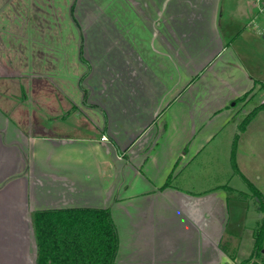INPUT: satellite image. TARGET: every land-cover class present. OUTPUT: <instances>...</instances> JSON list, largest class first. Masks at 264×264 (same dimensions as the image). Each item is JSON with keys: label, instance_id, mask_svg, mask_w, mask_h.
Masks as SVG:
<instances>
[{"label": "crops", "instance_id": "0c3cea01", "mask_svg": "<svg viewBox=\"0 0 264 264\" xmlns=\"http://www.w3.org/2000/svg\"><path fill=\"white\" fill-rule=\"evenodd\" d=\"M75 1L0 6V264H36L34 215L64 210L108 212L114 264H241L231 222L263 214L205 185L223 144L235 168L244 137L264 145V110L239 130L264 105L244 29L222 34V0Z\"/></svg>", "mask_w": 264, "mask_h": 264}, {"label": "rangeland", "instance_id": "374dc122", "mask_svg": "<svg viewBox=\"0 0 264 264\" xmlns=\"http://www.w3.org/2000/svg\"><path fill=\"white\" fill-rule=\"evenodd\" d=\"M6 1H13L14 7L15 6L20 7L22 4L23 7L25 6V9L32 8L35 6L40 7L42 5L47 8L46 11H48V8L51 9L49 10L50 11L49 15L53 14L52 6L59 5L62 8L63 2H67V0H0V6L4 5V2ZM53 1H55L56 4H54ZM57 1H59V3ZM76 3L77 5L82 4L84 6L86 0H76L75 2H73L72 6L75 7ZM53 17H55L54 14ZM39 18H42V15L39 16ZM14 19L17 18L13 16V20ZM230 21H234L235 23L239 24L240 31L243 29L245 31V32L244 31L234 32L233 30L235 35L246 34V38H247L246 39L247 41L245 43H244L245 40L244 37L239 38L237 42H235L233 45L234 49H236L237 52H239L238 55L240 56V58L243 59V64L246 67L248 73H250L254 78L259 79L261 82L264 83V39H263L264 17L259 15L255 10V7L252 6V0H222L221 20H220V30L222 34L224 33L225 25ZM52 22L54 23V20ZM46 23L48 25L50 24L48 23L47 19H46ZM55 23H57L56 19H55ZM202 77L203 76L200 75V87L203 84ZM197 84L198 83H196V85ZM261 100H263L264 102V90L262 94L257 95L252 101L256 102L257 103L256 105H259ZM231 105L232 103L227 108L228 111L226 113H220V114L218 113L215 116L214 115L210 116L212 123L209 125V127L203 129V134L213 131L217 127L218 123L224 122L225 119L228 120L231 117L232 115L231 113L232 111H230ZM233 112L234 114H236L235 113L236 110ZM246 127L244 128V130L246 129ZM225 151H226L225 144H223L222 148H219L218 151L215 153V156H216V161H218L219 163L221 162L224 164L227 162V167L221 168L220 170L221 172L219 171L220 172L219 175L212 176L211 182L206 184L205 188H214L217 186H224V187L230 186L231 188H236L242 192L247 193L246 187L248 188V186L245 185V183L242 181V179L239 176L236 177L233 176L232 180H230L233 171L236 173H238L239 171L248 180L249 183H251L253 186H255L261 192L264 193V145L258 140L244 137L242 139V142L238 143V148H237L236 168L238 170H236V168L234 167L235 159L233 157H231L232 158L231 163H230V159L225 158L226 156ZM250 194L252 193L250 192ZM246 206L247 203L244 204V208ZM254 208L255 207H253V216L251 217L249 216L250 218L247 217L248 219L247 222L251 220L250 224H247L250 225L247 226V229H245L243 222H241V220L239 219L236 220L237 224L235 221L234 223L231 222L230 225V227H233L236 230V235L241 241L237 253L238 263H242L244 261L249 260L253 252V248H254L253 234L257 226L256 221L258 220V222H260V219L256 217V210ZM231 245L232 244L230 243V245L228 246L231 247ZM256 262H259V260L257 259Z\"/></svg>", "mask_w": 264, "mask_h": 264}, {"label": "trees", "instance_id": "16d2710c", "mask_svg": "<svg viewBox=\"0 0 264 264\" xmlns=\"http://www.w3.org/2000/svg\"><path fill=\"white\" fill-rule=\"evenodd\" d=\"M264 110L254 108L240 125V131ZM247 184L259 212L263 214L254 230V248L249 260L241 264H264V197L248 181ZM246 200L247 195L237 194ZM37 241L36 264H114L118 247L116 229L107 211L64 210L34 215ZM259 262H256V260Z\"/></svg>", "mask_w": 264, "mask_h": 264}, {"label": "built area", "instance_id": "2783aa9c", "mask_svg": "<svg viewBox=\"0 0 264 264\" xmlns=\"http://www.w3.org/2000/svg\"><path fill=\"white\" fill-rule=\"evenodd\" d=\"M258 5L257 13L264 17V0H255Z\"/></svg>", "mask_w": 264, "mask_h": 264}]
</instances>
